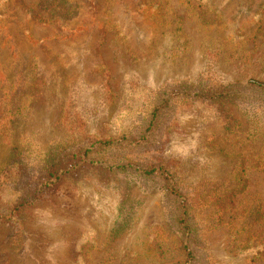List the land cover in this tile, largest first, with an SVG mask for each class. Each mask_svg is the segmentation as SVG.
Instances as JSON below:
<instances>
[{
	"label": "rangeland",
	"instance_id": "1",
	"mask_svg": "<svg viewBox=\"0 0 264 264\" xmlns=\"http://www.w3.org/2000/svg\"><path fill=\"white\" fill-rule=\"evenodd\" d=\"M39 3L0 0V264H183L172 203L146 166L186 192L192 264H264V94L173 99L154 146L136 150L168 85L264 81V0ZM116 140L127 149L79 160ZM58 152L70 171L43 190ZM154 237L174 252L145 254Z\"/></svg>",
	"mask_w": 264,
	"mask_h": 264
},
{
	"label": "trees",
	"instance_id": "2",
	"mask_svg": "<svg viewBox=\"0 0 264 264\" xmlns=\"http://www.w3.org/2000/svg\"><path fill=\"white\" fill-rule=\"evenodd\" d=\"M56 0H40V9H46L50 7ZM57 3V2H56ZM57 5V4H56ZM59 5V3H58ZM61 5V4H60ZM256 94H264V81H259L256 79H250L245 87H233V86H204L203 84L192 85L188 83H178L168 85L165 93L162 95V101L159 105H157L152 110V118L149 121L146 132L152 131L149 136L143 135L140 140L143 141L141 145L142 148H138L136 150H143L152 148L155 144V140L159 137V132L156 129L157 124L162 123L167 118L166 116H162L161 110H163L167 104L172 102L173 99H187L192 101H203V102H212L216 100H236L243 103L245 100L254 101ZM261 100V99H260ZM11 101V99L9 100ZM159 118L161 120H159ZM159 120V121H158ZM158 128V127H157ZM92 148L94 151H100L104 148H110L114 152L121 151L127 149V146L122 144L119 140L116 141H98L90 145L89 148L83 150L79 154V160L82 163L87 162L89 154L92 153ZM67 159V152H58L54 159H51L50 162L46 165V175L47 179L44 182L42 189L43 190H54L57 187V182L61 179V177L68 173L70 170L64 169L60 164ZM95 161L90 159V165H102L107 169H112V162L109 160H101ZM149 166L144 167L143 169L137 168V171H140L141 174L148 176L153 175L157 176L158 179L164 184L165 190L169 196L170 202L172 203L174 217L176 218L178 233L180 236V246L178 250L184 255L185 261L183 264H192L194 262V254L191 249V245L189 244L193 241V234L195 233V228L192 223V218L187 214V202L188 199L184 196L186 192L181 193L183 190L178 184V182L174 179V176L166 170L163 166H153L150 170H147ZM116 168H119L117 166ZM244 168L242 166L241 170L237 173L236 182L237 187L234 190V193H239L244 190L246 186V180L243 179L242 173ZM19 209L16 208L14 211ZM15 213V212H14ZM18 217L12 216L10 226L18 223ZM10 217L0 216L1 224H8ZM175 250V246H165L163 244V240H157L156 237L153 238L152 243H149V240L146 242V251L145 254L152 255L156 259H163L167 257V255L172 254Z\"/></svg>",
	"mask_w": 264,
	"mask_h": 264
}]
</instances>
